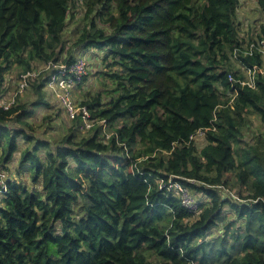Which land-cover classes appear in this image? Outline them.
<instances>
[{
    "label": "trees",
    "instance_id": "1",
    "mask_svg": "<svg viewBox=\"0 0 264 264\" xmlns=\"http://www.w3.org/2000/svg\"><path fill=\"white\" fill-rule=\"evenodd\" d=\"M239 6L0 0L1 93L14 71L17 90L22 76L39 72L23 97L0 109L2 162L18 153L17 170L29 181L6 176L0 264H264V134L240 146L243 115H257L264 127V74L256 89L228 81L261 66L259 54L234 52L264 35V23L242 36ZM256 10L264 15V0ZM70 20L77 27L67 40ZM91 49L90 59L83 52ZM81 57L87 68L102 67L112 89L77 103L83 79L72 100L88 109L90 134L81 136L77 117L49 138L60 110L47 97L48 75ZM198 130H207L200 150L190 140ZM230 173L242 188L236 194L226 192ZM172 182L188 189L198 212L182 206Z\"/></svg>",
    "mask_w": 264,
    "mask_h": 264
},
{
    "label": "built area",
    "instance_id": "2",
    "mask_svg": "<svg viewBox=\"0 0 264 264\" xmlns=\"http://www.w3.org/2000/svg\"><path fill=\"white\" fill-rule=\"evenodd\" d=\"M253 1L255 2L256 9V0ZM260 23L264 22L261 21ZM241 26V29L244 31L242 36H249V30L247 26H245V23L241 22ZM246 43L248 44V47L245 46L246 49H244L243 51L240 49L235 50L234 58H236L238 53H242L243 56H254L255 53H257L262 59L261 66H254L251 69L242 68L241 73L243 75V79L241 80H236L233 74H228V81L231 83H237L241 85V87L256 89L257 75L264 74V35H262L260 38H254L252 41H248ZM52 68L56 69L57 72L48 75L45 89L56 97V101L59 107L63 110V112L70 120H74L75 118L80 117L84 129L86 131L90 130L93 122L91 120L88 109L85 106L76 105L72 100L73 89L77 85H81L83 82V77L85 71L87 70L86 59L81 57L69 66L60 65L54 66ZM38 73L39 72L26 73L24 76H22L19 83L18 92L22 93L24 91V88H26L27 86L28 80L32 77H37ZM236 96L237 91L235 90L231 93V102ZM12 104H14V100H7L0 91V109L8 110L12 106ZM100 126L103 132L106 134V139H108L112 135V133H106V122L101 121ZM206 131L207 130H198L194 135L190 137V140L197 143L199 139H204ZM5 179L6 175L3 174L0 169V196H2L4 192H6ZM169 188L170 190L177 193L183 207L194 213L198 212V205L188 189L184 188L177 182H172L169 185Z\"/></svg>",
    "mask_w": 264,
    "mask_h": 264
},
{
    "label": "rangeland",
    "instance_id": "3",
    "mask_svg": "<svg viewBox=\"0 0 264 264\" xmlns=\"http://www.w3.org/2000/svg\"><path fill=\"white\" fill-rule=\"evenodd\" d=\"M253 6V7H252ZM77 14L75 19H79L82 17L83 14V6H81L80 3H78L77 6ZM237 18L240 22L245 23V26H247L248 30H251L254 23H258V21L264 22V15L259 13L255 9V2L253 0H240V6L237 10ZM245 20V22H244ZM79 22V21H78ZM68 29H66L65 35L67 40H72V38L75 35V29L77 27V21H69L68 22ZM242 28V26L240 25ZM241 33V30H240ZM83 54L88 55L91 59V55L95 54V51L93 49L86 50L83 52ZM88 59V58H87ZM85 61V60H84ZM89 62V60H88ZM41 68V67H40ZM99 68V69H98ZM102 67L98 66H91L87 68L84 74V84L81 85L80 88L76 89L73 93V98L77 103H80L82 100L86 99V95L89 94L94 95L96 92H103L104 90H110L112 89V85L108 79L103 78L101 75L98 74V71L101 70ZM17 75V71H14L12 73V80L9 82L7 90L3 91V95L7 100H16V98H21L24 96V93H19L17 90V83L15 81V77ZM222 90V89H220ZM47 92V91H46ZM104 93V92H103ZM102 94V93H101ZM103 96V95H102ZM107 98L110 95H106L104 97ZM53 97V96H52ZM48 98H50L48 96ZM52 102L56 101V97L51 98ZM226 99V98H225ZM223 99V100H225ZM57 103V101H56ZM57 105V104H56ZM57 109L60 110L59 114L60 117L51 125L52 127L51 131L53 133L48 134L47 137L49 138H58L61 136L62 133H64L67 129H69L72 126V120H70L66 114L63 112V110L57 105ZM245 119L246 126L243 127L242 130V141L240 146L245 147L247 143H251L257 136H260L264 134V127L262 126L261 122L259 121V118L255 114H245L243 115ZM99 125V124H98ZM100 126V125H99ZM49 131V130H48ZM90 134V131H83L81 136L85 137ZM18 143L21 145L20 148L22 149L25 147V144L21 141H18ZM206 144V141L204 139H199L196 143V146L200 150L204 145ZM19 157V154H14L13 160L8 163L7 165H4L2 162V155L0 150V168L2 169V173L6 176H9L10 180H14L17 182H20L24 185H29L28 176L27 173H19L17 170V164L16 161ZM227 179L229 180L228 188L226 189V192H231V194H236V192L242 191V188L238 185V183L235 181L234 175L232 173L227 175ZM194 197L197 199L204 198L203 196H199L197 193L192 192ZM152 264H156L155 261L151 260Z\"/></svg>",
    "mask_w": 264,
    "mask_h": 264
},
{
    "label": "crops",
    "instance_id": "4",
    "mask_svg": "<svg viewBox=\"0 0 264 264\" xmlns=\"http://www.w3.org/2000/svg\"><path fill=\"white\" fill-rule=\"evenodd\" d=\"M47 93V97L49 96L50 98L49 99H51V98H54V96H53V94L52 93H50V92H46ZM53 96V97H52ZM52 100V99H51ZM1 169V168H0Z\"/></svg>",
    "mask_w": 264,
    "mask_h": 264
},
{
    "label": "clouds",
    "instance_id": "5",
    "mask_svg": "<svg viewBox=\"0 0 264 264\" xmlns=\"http://www.w3.org/2000/svg\"><path fill=\"white\" fill-rule=\"evenodd\" d=\"M46 90V89H45ZM47 91V90H46ZM48 92V91H47Z\"/></svg>",
    "mask_w": 264,
    "mask_h": 264
}]
</instances>
